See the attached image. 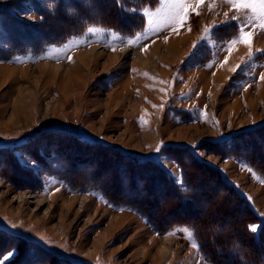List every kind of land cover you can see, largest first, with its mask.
Segmentation results:
<instances>
[{
	"label": "rangeland",
	"instance_id": "rangeland-1",
	"mask_svg": "<svg viewBox=\"0 0 264 264\" xmlns=\"http://www.w3.org/2000/svg\"><path fill=\"white\" fill-rule=\"evenodd\" d=\"M208 1H0V149L10 151L0 150V264H219L202 250L207 230L242 220L262 229L264 9ZM185 38L156 71L135 65L134 51ZM93 47L100 56L82 67L78 55ZM114 148L157 159L179 185L187 179L195 202L177 204L157 168L141 173ZM215 168L263 220L212 183ZM223 249L224 262L239 255Z\"/></svg>",
	"mask_w": 264,
	"mask_h": 264
},
{
	"label": "trees",
	"instance_id": "trees-1",
	"mask_svg": "<svg viewBox=\"0 0 264 264\" xmlns=\"http://www.w3.org/2000/svg\"><path fill=\"white\" fill-rule=\"evenodd\" d=\"M122 14L124 13V10L121 9ZM261 128V127H260ZM250 131L252 130H247L245 132V136H249L250 135ZM254 132H256V129L253 130ZM252 132V133H254ZM234 139H229L227 141V143L225 144L224 142L221 143H214L211 142L215 145H220V146H224V145H231L232 142H234ZM178 148H185L187 151V154H189L191 156L192 161L193 162H197L198 164L203 163L202 160H200L198 158L199 154H198V150L195 147H178ZM0 150H4V149H0ZM114 151H118L116 148L113 149ZM4 151H8L9 150H4ZM119 152V151H118ZM117 152V153H118ZM119 159L118 161L124 164H130V166L134 167V168H141L140 170H138L139 172H146V170H149L148 167H150V170L154 171L155 168H157L160 173L163 174L164 180L166 182L165 187L167 191V196L169 197L170 195V191L174 193V199L176 200V203L183 206V205H191L194 201L193 197L189 196V193H191L193 191V186H190V184H187L188 181L187 179L184 178V184L181 186L179 185L176 180L174 179V177L168 173L161 165L158 161L153 160V159H147V160H139L136 157H131V156H127L126 154H123L121 152H119ZM150 164V165H149ZM152 164V165H151ZM210 168L213 167L210 164H207ZM255 166V165H254ZM260 166L262 168H264L263 165H257ZM216 172V176L212 177V183L213 184H218L222 185L224 184L223 188L221 189L222 193H233L235 199L237 198L236 196H238L239 198H237L238 200L235 201L237 205L241 206L242 204H240V201H242L243 206L245 205H249V208L252 210V212L255 215H258V217L263 220L261 218V216L259 215L258 211H255V208L252 206V204L250 203V201L244 197V195H242V193L236 189L237 187H235V185L233 183H231L223 174V172L221 170H217L216 168L214 169ZM137 171V172H138ZM186 171V170H184ZM161 176V177H163ZM210 177H208L209 179ZM230 190V191H229ZM181 193V194H179ZM183 193V194H182ZM172 198V197H170ZM170 198H168L169 200H171ZM215 199H217L218 201H225L228 200L223 199L222 197H220L219 195L215 194ZM191 203H189V202ZM171 202V201H170ZM133 203V201H132ZM138 205L141 207L142 203L141 202H137ZM141 203V204H140ZM134 204V203H133ZM136 204V203H135ZM215 205V204H214ZM218 209L220 210V206H218ZM209 215H211V212L209 211L207 216L209 217ZM213 216V215H212ZM211 216V217H212ZM244 220H242V222L238 221L237 224L229 229L227 228H222L223 224L219 225L218 227L221 228L220 232H217V229H212V230H207L206 232V240H207V245L204 246L202 248L203 251H207L205 254L210 255V256H215L216 259H218L220 261L219 264H241L242 261H244L245 263H250V264H264V226L262 227V229L256 233V232H251L250 230V225L252 224V222L247 223L246 224H242ZM161 222V221H160ZM260 222V221H259ZM264 222V220H263ZM190 222H188L189 224ZM177 224V223H175ZM174 223L169 224L167 226H174ZM153 225L156 227H159L160 224L159 222L153 220ZM162 226V228L167 227ZM215 232V233H214ZM238 233V234H237ZM210 236H209V235ZM213 234L216 235V237H219L220 239L222 238V240H224L225 242H221V241H212L211 245L209 243V240L213 237ZM207 235L209 237H207ZM225 238H227V241L225 240ZM213 240V239H211ZM237 240V242H235ZM220 246V247H217ZM237 246L240 247V249H235ZM222 247V248H221ZM223 248H228V249H234L236 252L238 250L239 255H233V258L229 261V262H224V260L228 259L230 256L229 254L226 255V253H229L227 250L224 251ZM219 250H223L224 252H219ZM219 252V253H218ZM240 256V257H239ZM62 262V261H61ZM215 263V262H214ZM217 264V263H215Z\"/></svg>",
	"mask_w": 264,
	"mask_h": 264
},
{
	"label": "bare ground",
	"instance_id": "bare-ground-1",
	"mask_svg": "<svg viewBox=\"0 0 264 264\" xmlns=\"http://www.w3.org/2000/svg\"><path fill=\"white\" fill-rule=\"evenodd\" d=\"M1 1V0H0ZM219 2H221L220 0H218ZM224 1V0H223ZM222 1V2H223ZM221 2V3H222ZM208 3H215V1L214 0H210V1H208ZM224 3V2H223ZM225 4V3H224ZM187 40V38H185V39H183V40H178V39H175V40H172L170 43H168V44H162V45H164V46H162L161 44H158V45H153V47H151V50L150 51H148V53H146V52H144V51H142V52H140L139 50H136V51H131V52H133L132 54L134 55V56H136V61L134 62L135 63V65L136 66H138V68L141 66V65H143V67H145V69H150V70H152V71H156L155 70V68H157V66H156V63H157V59L158 58H161V59H165V55H164V52H163V50L164 51H167V52H170L171 54V57H178L177 55V51L179 50V46L181 45V43L182 42H184V41H186ZM36 44V43H35ZM243 45H245V44H243ZM34 46V45H33ZM241 47V46H240ZM125 48V47H124ZM163 48V49H162ZM99 49H100V47H93V48H90V50H87V51H82V53H80L79 55H78V57H80V58H82V61H84L85 60V62L84 63H81V61H80V63H81V66L82 67H86V65L88 64L87 62H88V60L90 59V58H92V57H94V56H97V55H99L98 53H101V52H98L99 51ZM127 50L128 49H123V53H126L127 52ZM245 51H243L242 53H244ZM125 55H127V53L125 54ZM124 55V56H125ZM100 56V55H99ZM115 57V56H114ZM204 57V56H203ZM223 59V58H222ZM233 59V57L231 56V58H230V61H229V64H230V62H231V60ZM93 60V59H92ZM91 60V61H92ZM93 62V61H92ZM167 63H170L171 64V62L170 61H167ZM229 64H228V66H229ZM55 65V64H54ZM52 66V65H51ZM62 66V65H61ZM61 66H54V67H57V68H60ZM227 68V67H226ZM67 70V69H66ZM146 71L144 70V72H138L137 74H140V73H145ZM35 73V72H34ZM30 74V73H29ZM49 74V73H48ZM84 75V74H83ZM219 76V80H221L222 78V73L220 74V75H218ZM82 77V76H81ZM36 78V77H35ZM68 78V77H67ZM82 78H84V77H82ZM85 79V78H84ZM76 80V79H75ZM83 80V79H82ZM216 80H218V77H217V79ZM38 81V80H37ZM82 83V82H81ZM34 85V84H33ZM78 86V85H77ZM74 92V91H73ZM77 94V93H76ZM78 98V97H77ZM16 119V118H15ZM11 121H15L14 120V118L11 120ZM260 135V134H259ZM259 138H260V136H259ZM53 139V138H52ZM262 139H263V137H262ZM45 140V139H44ZM47 140V139H46ZM264 140V139H263ZM263 140H262V142H263ZM261 141V140H260ZM43 142V141H42ZM45 143V142H44ZM47 143V142H46ZM212 146V145H211ZM210 146V147H211ZM213 147V146H212ZM219 148V147H218ZM217 148V149H218ZM212 149V148H211ZM214 150H215V145H214ZM221 151H223L222 149H220ZM35 151V150H34ZM173 151V150H172ZM36 152V151H35ZM41 153V152H40ZM223 154H226V153H223ZM38 155V154H37ZM36 157V156H35ZM39 158V157H38ZM37 158V159H38ZM44 160V159H43ZM79 160V159H78ZM155 160H157V159H155ZM59 161V160H58ZM64 160H61V163L63 162ZM40 163H42V162H40ZM58 163V162H57ZM65 163V162H64ZM63 163V164H64ZM82 163V162H81ZM169 163V162H168ZM171 163V162H170ZM169 163V164H170ZM66 164V163H65ZM76 164V163H75ZM83 164V163H82ZM225 164V163H224ZM44 165V164H43ZM47 165V164H46ZM45 165V166H46ZM62 165V164H61ZM78 165V164H77ZM84 166H85V164H83ZM87 165V164H86ZM130 165V164H129ZM150 165V164H149ZM152 165V164H151ZM40 166H41V164H40ZM50 166V165H49ZM49 166H47V167H49ZM60 166V165H59ZM79 166V165H78ZM77 166V167H78ZM88 166V165H87ZM228 166V165H227ZM65 167H67V166H65ZM64 167V168H65ZM80 167H81V165H80ZM83 167V166H82ZM131 167V166H130ZM93 168H95V167H93ZM47 169V168H46ZM50 169V168H49ZM68 169V168H67ZM89 169V168H88ZM172 169V168H171ZM69 170V169H68ZM82 170H84V168L82 169ZM86 171H87V169H85ZM126 170V169H125ZM228 170V169H227ZM51 171V170H50ZM49 171V172H50ZM128 171V170H127ZM64 172V171H63ZM88 172V171H87ZM129 172V171H128ZM90 173H91V171H90ZM17 174V173H16ZM19 174V173H18ZM23 174V173H22ZM21 174V175H22ZM72 174V173H71ZM132 174V173H131ZM15 174H13V176H14ZM62 175V174H61ZM96 175H98V173L96 174ZM99 175H101V174H99ZM128 175H130V173L128 174ZM17 176H19V175H17ZM25 176V175H24ZM63 176V175H62ZM260 176V175H259ZM12 177V176H11ZM21 177V176H20ZM26 177V176H25ZM99 177H101V176H99ZM14 178H15V176H14ZM23 178V177H22ZM28 178V177H27ZM65 178V177H64ZM96 178H98V177H96ZM263 178V177H262ZM20 178L18 177V180H19ZM29 179V178H28ZM36 179V178H35ZM101 179V178H100ZM150 179V178H149ZM259 179H261V178H259ZM264 179V178H263ZM14 180V179H13ZM23 180H25V178L23 179ZM37 180V179H36ZM98 180V179H97ZM66 181H67V178H66ZM68 181H69V179H68ZM99 181V180H98ZM103 181V180H102ZM22 182V181H21ZM38 182V181H37ZM24 183H26L25 181H24ZM35 183V182H34ZM68 183V182H67ZM29 184H31V183H29ZM93 184V183H92ZM92 184H90L89 185V187L92 185ZM127 184V183H126ZM130 184H131V181H130ZM17 185H19V184H17ZM26 185V184H25ZM73 186H74V184H72ZM115 185V184H114ZM113 185V186H114ZM157 185V184H156ZM155 185V186H156ZM29 186V185H28ZM28 186H27V188H28ZM98 186V185H97ZM119 186H121V185H119ZM125 186V185H124ZM22 187V186H21ZM158 187V186H157ZM25 188H26V186H25ZM39 188V187H38ZM85 188H86V186H85ZM95 188H97V187H95ZM115 189H116V187H114ZM126 188V187H125ZM156 188V187H155ZM34 189V188H33ZM73 189V188H72ZM74 189H75V186H74ZM81 189V188H80ZM113 189V188H112ZM29 190H30V188H29ZM79 190V189H78ZM122 190V187H121V189H120V187H119V190H118V188H117V191H121ZM33 191V190H32ZM87 191V190H86ZM110 191H111V189H110ZM132 191V190H131ZM158 191V190H157ZM105 192V191H104ZM124 192V191H123ZM128 192V191H127ZM159 192V191H158ZM161 192V191H160ZM101 193V192H100ZM129 193V192H128ZM115 194V193H114ZM114 194H113V197H114ZM119 194H121V193H119ZM125 194V193H124ZM123 194V195H124ZM179 194H181V193H179ZM183 194V193H182ZM116 195H118V192H117V194ZM126 195H127V193H126ZM131 195L132 194H130L129 193V196L131 197ZM110 195H108V197H109ZM129 196H126V198L128 197V198H130ZM140 196V195H139ZM105 197H107V196H105ZM120 197V196H119ZM124 197H125V195H124ZM116 198V197H115ZM140 198H141V196H140ZM108 199V198H107ZM121 199V198H120ZM144 199V198H143ZM90 200V199H89ZM112 200V199H111ZM118 200H119V198H118ZM118 200H116L117 202H118ZM132 200H133V197H132ZM136 200V199H135ZM148 200V199H147ZM114 201V200H113ZM120 201V200H119ZM141 201V200H140ZM130 202V200L128 201V203ZM135 202V201H134ZM145 202H148V201H146L145 200ZM144 202V203H145ZM189 202V201H188ZM137 205H138V203H137V201L135 202ZM142 203H143V201H142ZM149 203V202H148ZM162 203V202H161ZM86 204V203H85ZM84 204V205H85ZM121 204V203H120ZM125 204V203H124ZM141 204V203H140ZM147 204V203H146ZM191 204V203H190ZM117 205V204H116ZM119 205V204H118ZM117 205V206H118ZM130 205H132V203L130 202ZM144 205V204H143ZM2 206V205H1ZM121 206H123L122 204H121ZM139 206V205H138ZM85 207V206H84ZM126 207H127V205H126ZM140 207V206H139ZM144 207H145V205H144ZM146 208H148V206L146 207ZM145 208V209H146ZM144 209V208H143ZM150 208H148V210H149ZM147 210V211H148ZM150 210H152V209H150ZM81 211V210H80ZM139 212V211H138ZM153 212V211H152ZM75 213V212H74ZM153 214H155V212L153 213ZM152 214V215H153ZM176 214V213H175ZM156 215V214H155ZM173 215H174V213H173ZM186 216V215H185ZM262 216H264V215H262ZM155 217V216H154ZM174 217V216H173ZM175 218V217H174ZM176 219H179V218H176ZM153 220H154V218H153ZM152 220V221H153ZM161 233V232H160ZM23 237V236H22ZM194 238H195V236H194ZM24 239V238H23ZM166 240L167 241H169V237H167L166 238ZM197 241V240H196ZM200 247V246H199ZM4 254V253H3ZM203 257V256H202ZM2 259V258H1ZM210 263V262H209ZM29 264V263H28ZM37 264V263H36ZM211 264V263H210ZM218 264V263H217Z\"/></svg>",
	"mask_w": 264,
	"mask_h": 264
},
{
	"label": "snow or ice",
	"instance_id": "snow-or-ice-1",
	"mask_svg": "<svg viewBox=\"0 0 264 264\" xmlns=\"http://www.w3.org/2000/svg\"><path fill=\"white\" fill-rule=\"evenodd\" d=\"M240 2H245V0H240ZM258 2H259V4H260V7H261L262 9H264V0H258ZM245 6L247 7V6H249V5H247V4L245 3ZM178 15H179V14H177V17H178ZM181 22H182V21H181ZM90 31H94V30H91V29H90ZM252 38H253V34L249 32V33H246V34L243 35L242 40H241L240 42L243 43V44H245V45H250L251 42H252ZM229 52H231V49H229ZM261 79L264 80V77H261ZM157 151H158V152L160 151V148H159V147L157 148ZM251 230H252V231H256L257 229H256L255 227H253ZM54 255H56V254H54Z\"/></svg>",
	"mask_w": 264,
	"mask_h": 264
},
{
	"label": "crops",
	"instance_id": "crops-1",
	"mask_svg": "<svg viewBox=\"0 0 264 264\" xmlns=\"http://www.w3.org/2000/svg\"><path fill=\"white\" fill-rule=\"evenodd\" d=\"M209 7L211 8V7H212V5L210 4V5H209Z\"/></svg>",
	"mask_w": 264,
	"mask_h": 264
}]
</instances>
